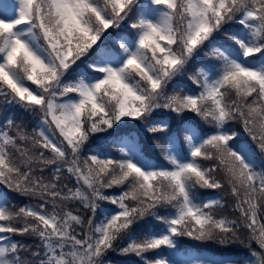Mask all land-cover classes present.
<instances>
[{
	"label": "snow or ice",
	"instance_id": "6c2138e0",
	"mask_svg": "<svg viewBox=\"0 0 264 264\" xmlns=\"http://www.w3.org/2000/svg\"><path fill=\"white\" fill-rule=\"evenodd\" d=\"M202 52L215 63L196 89L169 92ZM0 99L39 117L31 132L0 127V264H264V0H0ZM158 109L208 128L185 129L187 151L169 137L166 164L127 137L119 157L91 151L129 120L166 132ZM197 189H227L238 216ZM184 237L249 251L183 257Z\"/></svg>",
	"mask_w": 264,
	"mask_h": 264
},
{
	"label": "trees",
	"instance_id": "16d2710c",
	"mask_svg": "<svg viewBox=\"0 0 264 264\" xmlns=\"http://www.w3.org/2000/svg\"><path fill=\"white\" fill-rule=\"evenodd\" d=\"M235 27V25L233 26ZM109 31H114V30H109ZM112 37H109L108 40L112 39ZM218 39L220 40H225L226 37L224 36H219ZM107 42V41H106ZM109 46H111L109 44ZM205 59L204 57L199 56L198 57V65H200V61ZM193 70V67L189 69L188 74ZM185 77L189 78L188 75H185ZM175 89L176 91H180L179 88L174 84V80L169 84L168 91L171 92ZM2 113H5L3 115ZM26 115L29 116L32 119H34V127H31L30 130L32 131L33 128H35L38 123H39V117L37 115H33L32 113L25 112L22 109H20L17 106H12V105H5L0 99V127H3L1 125V122L4 124L5 123V118L7 119H13L15 123L17 124H22V116ZM186 117H191L192 119L190 120L192 124L198 128V129H207L208 125L204 124L203 121H200L198 117H195L194 114L192 113H186ZM169 125H178L179 123L182 122L181 117L177 116L175 113H170L169 114ZM146 127L141 124L139 121L135 120H129L127 125L124 127H119L117 126L116 131H112L111 135L109 133H103V134H97V136H94L92 140L90 141V147L92 152H104L107 147L108 142H114L117 143L120 141V138L122 137H127L129 139H134L138 145L140 146L142 150V154L148 158L153 160L154 163H160V164H166V161H164L163 156L161 154L162 152V146H166L168 144V138H166L164 141H162L160 144H152L148 141L146 137H148L147 130L145 129ZM102 137V138H101ZM242 138L246 139V137L242 136ZM251 143L250 141H248ZM119 147H121L120 143ZM179 144V143H178ZM180 146V144H179ZM254 147V146H253ZM87 154V152H86ZM257 156L259 157V153L257 152ZM112 156L117 157L120 156V152H117V154H113ZM226 190V191H225ZM225 190H210L212 195H215L217 197H223L225 201V206L223 208L217 209L216 214L217 215H225L229 216L230 218L235 219L238 216V213L234 212L233 209H231V205H233L232 201L233 199H230L227 193V189ZM112 192L118 191V189H112L110 190ZM198 194H203V193H208V190H197ZM10 199H12V202L16 205H24V204H34L36 201L31 200L28 197H21L16 193H10ZM103 203V202H102ZM110 207V205H109ZM163 211V210H162ZM153 223H158L153 221ZM247 233L246 230L241 232L242 238L246 237ZM16 240L23 241L26 245L28 246H34L35 245V240H33L32 237H20L17 236L15 237ZM178 240V246L183 249V251H207L210 254L213 255H218V257L221 258H231V259H236L240 260L239 258L246 257L248 255L249 249L245 247L243 244H234V245H220L219 243H214V242H198V241H193V240H188V239H183V238H177ZM253 248L256 247L255 244L252 245ZM167 253V249H163L161 251V255ZM150 257L152 254H149ZM109 259L113 262V264H139L142 263V261H139L137 257L134 256H121L119 253H109Z\"/></svg>",
	"mask_w": 264,
	"mask_h": 264
},
{
	"label": "rangeland",
	"instance_id": "374dc122",
	"mask_svg": "<svg viewBox=\"0 0 264 264\" xmlns=\"http://www.w3.org/2000/svg\"><path fill=\"white\" fill-rule=\"evenodd\" d=\"M4 2L5 3H14L15 0H4ZM106 43L108 45L110 44V45H114L116 47H119L116 38H112V39L108 40ZM200 56L204 57V58H208V56H206L203 52L200 53ZM205 63H210V62L208 60H202L201 64L195 68V71L197 72V70L200 67H203V65ZM213 63H215V61ZM196 65H198V58L195 61H192V62L189 63V65L187 66L186 71H185L184 74L179 75V76H177L174 79V84L179 88V90L184 89L185 91H187V90H195L196 89V86L189 79L191 76H193L195 74V72L192 71V70H191V72L189 74L187 72V71H189V69L191 67L196 66ZM185 75H188L189 78L185 77ZM170 113L171 112H169L167 109H158V110H156V112L153 113V116L150 119H153V120L164 119L169 124V118H170L169 114ZM2 114L5 115V113H2ZM22 124L27 127V130L29 132H31L30 128L34 127V119L31 120V118L29 116L23 115L22 116ZM1 125L3 126L4 124L1 122ZM189 127L193 128V129H196L197 131L200 130V129L196 128L192 124V122L190 120H184L181 123H179L177 126L176 125H171V126L169 125L168 130L166 132H163V133H160V134H157V133L153 134V133H150V132L147 131L148 137H146V138L152 144H157V143L160 144L166 138L172 137L175 140V145H174L175 150L181 151V149L178 148L176 142H178L180 144V147L183 150H187V144L184 141V136H185V129H187ZM235 127L239 128L238 125H236ZM241 141H244V140H241ZM117 143H120V142H117ZM117 143L108 142L107 143V147L108 148L106 150H104V153L110 154V153L116 152L115 154H117V152H120L119 146H118ZM100 153H102V152H100ZM117 157H119V156H117ZM226 194H228V193H226ZM228 196H229L230 199H233L230 195H228ZM232 203H233V201H232ZM230 206H231V209H233V205L230 204ZM183 239L190 240L187 237H184ZM33 240H34V238H33ZM178 251L183 257H192V258H196V257H199V258L213 257V258H216V259H231V258L215 257V255H212V254H200V253H192L190 251H180V250H178ZM171 252H172V250H171Z\"/></svg>",
	"mask_w": 264,
	"mask_h": 264
}]
</instances>
